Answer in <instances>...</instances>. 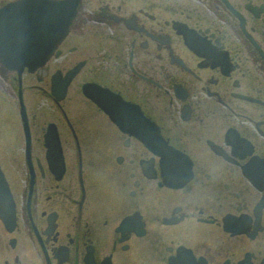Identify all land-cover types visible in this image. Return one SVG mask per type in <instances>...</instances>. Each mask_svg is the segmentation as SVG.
Masks as SVG:
<instances>
[{
	"label": "flooded vegetation",
	"instance_id": "flooded-vegetation-1",
	"mask_svg": "<svg viewBox=\"0 0 264 264\" xmlns=\"http://www.w3.org/2000/svg\"><path fill=\"white\" fill-rule=\"evenodd\" d=\"M48 2L54 55L0 61V264H264V0L0 23Z\"/></svg>",
	"mask_w": 264,
	"mask_h": 264
},
{
	"label": "water",
	"instance_id": "water-1",
	"mask_svg": "<svg viewBox=\"0 0 264 264\" xmlns=\"http://www.w3.org/2000/svg\"><path fill=\"white\" fill-rule=\"evenodd\" d=\"M59 6L60 5H58V7ZM62 6L65 5L63 4ZM72 18L73 16L69 19H64L53 28H46V31H51L53 35L49 38L37 37V39L41 41V45L37 43L38 45L36 52L32 49V47L34 46V43L32 41V33L35 32V29L30 28L29 23H26L28 27L22 25L21 28V31L25 34V38H30L28 42L24 41L22 46H20L21 44L18 41H14V32L11 29H8L6 31L0 30V60L2 62H5L8 59L9 61L13 60L16 64H29L32 67V70H35V68L46 62L56 46L62 41L66 32L68 31ZM19 31L20 30H18L17 32ZM40 33L42 34L44 33V31ZM19 47H22L24 51L20 50Z\"/></svg>",
	"mask_w": 264,
	"mask_h": 264
},
{
	"label": "rangeland",
	"instance_id": "rangeland-1",
	"mask_svg": "<svg viewBox=\"0 0 264 264\" xmlns=\"http://www.w3.org/2000/svg\"><path fill=\"white\" fill-rule=\"evenodd\" d=\"M40 99H38V101H39Z\"/></svg>",
	"mask_w": 264,
	"mask_h": 264
}]
</instances>
